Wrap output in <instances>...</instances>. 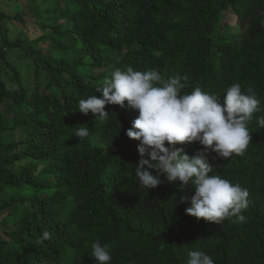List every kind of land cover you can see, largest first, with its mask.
<instances>
[{
  "label": "trees",
  "instance_id": "trees-1",
  "mask_svg": "<svg viewBox=\"0 0 264 264\" xmlns=\"http://www.w3.org/2000/svg\"><path fill=\"white\" fill-rule=\"evenodd\" d=\"M24 1L0 264H264V0Z\"/></svg>",
  "mask_w": 264,
  "mask_h": 264
},
{
  "label": "rangeland",
  "instance_id": "rangeland-1",
  "mask_svg": "<svg viewBox=\"0 0 264 264\" xmlns=\"http://www.w3.org/2000/svg\"><path fill=\"white\" fill-rule=\"evenodd\" d=\"M26 11L27 9H25L24 0H0V23L8 28L10 39H15L16 37L35 38L43 33V30L38 27V15L35 13H29L25 16ZM16 14H19L20 17H22L24 23L19 19L11 20ZM6 56H8L13 65L18 67L23 77L29 75L30 65L26 64L21 50H7ZM24 135V130L17 129L12 134V138L13 140H17L23 138ZM2 217H4V213H0V220Z\"/></svg>",
  "mask_w": 264,
  "mask_h": 264
}]
</instances>
